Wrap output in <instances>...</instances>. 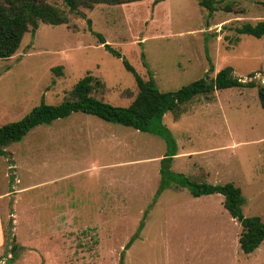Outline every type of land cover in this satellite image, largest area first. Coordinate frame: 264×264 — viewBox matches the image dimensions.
Returning <instances> with one entry per match:
<instances>
[{"label":"rangeland","instance_id":"rangeland-1","mask_svg":"<svg viewBox=\"0 0 264 264\" xmlns=\"http://www.w3.org/2000/svg\"><path fill=\"white\" fill-rule=\"evenodd\" d=\"M46 1L67 12L68 22L40 24L0 60V126L21 119L41 98L62 102L87 74L101 83L96 98L123 108L133 101V75L91 31L144 80L148 68L161 92L214 79L227 67L243 82L264 85V37L235 32L264 20V0H219L211 16L199 0L103 4L78 13L62 0ZM205 48L214 69L207 76ZM179 111L156 121L181 153L170 170L197 182L233 183L245 200L243 215L264 222V110L257 89L214 91ZM5 152L0 189L8 194L0 216L13 241L1 248L0 264H119L142 219L123 264H264V243L251 255L240 250L241 226L222 196L195 198L173 186L156 196L167 152L159 136L73 113L34 128Z\"/></svg>","mask_w":264,"mask_h":264},{"label":"trees","instance_id":"trees-1","mask_svg":"<svg viewBox=\"0 0 264 264\" xmlns=\"http://www.w3.org/2000/svg\"><path fill=\"white\" fill-rule=\"evenodd\" d=\"M69 13H78L80 8L91 10L97 5H124L143 0H62ZM164 0H156L155 3ZM219 0H199V5L211 16L218 10ZM230 11V7L226 8ZM68 22L67 12L50 5L46 0H0V60L8 59L14 55L26 33L34 35L40 24L51 26L64 25ZM90 24V21H88ZM91 31V29L89 30ZM237 35L251 36L257 39L264 37V20L254 24L244 23L235 28ZM96 36L98 43L103 45L104 50L113 57L121 59L125 70L134 77L138 92L133 101L125 108L116 107L94 96L97 87L101 83L90 74L79 79L68 96L58 104H47L41 98L39 104L33 107L21 119L9 122L0 126V156H5V148L20 141L31 130L41 125H50L59 119H65L73 113H83L100 119L103 122L120 125L134 129L135 131L149 133L161 137L167 143V152L160 160V184L156 196L170 187L187 189L190 194L197 198L218 194L223 197V206L228 214L240 226L241 232L238 238L239 248L244 254H251L259 248L264 241V222L258 216L246 217L243 215L242 207L244 197L241 189L233 183L209 184L191 180L183 174L173 173L170 170L173 157L177 154L174 149V140L160 123L167 113H176L180 106L190 102L196 97L213 94L216 90L230 88H256L257 98L260 107L264 110V85L254 81L243 82L240 78L230 74V68L220 70L214 79L207 77L197 79L189 84L170 92H161L157 88L152 73L147 68L148 79H142L122 56V54L107 44L101 34ZM238 39H236L237 41ZM206 58L209 62V69L206 74L213 72V65L205 48ZM146 66V64L144 63ZM60 68H56L59 73ZM177 118L181 115L179 111ZM151 206H149L150 208ZM146 211L145 214H147ZM144 226L142 219L135 234L124 248H130L138 238ZM5 243L12 240V227L9 225L7 232H4ZM12 246L11 249H14ZM124 251L121 253L119 264L124 263Z\"/></svg>","mask_w":264,"mask_h":264},{"label":"crops","instance_id":"crops-1","mask_svg":"<svg viewBox=\"0 0 264 264\" xmlns=\"http://www.w3.org/2000/svg\"><path fill=\"white\" fill-rule=\"evenodd\" d=\"M216 91H218V90H216ZM182 114V113H181ZM238 144H242V143H238ZM237 143H233L231 146H235V145H238ZM181 153L179 152V153H177L174 157H173V159L174 158H177V156L178 155H180ZM163 157H164V155H163ZM162 157V158H163ZM161 158V159H162ZM160 159V160H161ZM173 159H172V162H173ZM2 166V162H1V160H0V167ZM171 166H172V163H171ZM2 173H3V176L5 175V171H4V167L2 166ZM173 173H175V172H173ZM179 174H182V173H179ZM184 175V174H183ZM4 182H5V179H4ZM205 183V182H204ZM210 184V183H209ZM180 188V187H179ZM185 189V188H184ZM8 194V192H7V190H1L0 189V205H1V202H2V200L3 199H5V197H6V195ZM210 196V195H209ZM67 211H65V213H66ZM0 215H1V213H0ZM231 217V216H230ZM261 219V218H260ZM263 243H264V241L262 242V244L259 246L260 248L263 246ZM239 244V243H238ZM3 245H5V237H4V230H3V227H2V223H1V216H0V251H1V248L3 247ZM260 248H258L257 250H255V251H259L260 250ZM247 255H251V254H247ZM264 258V257H263ZM262 258V259H263ZM255 260H257V258H255ZM254 260V261H255Z\"/></svg>","mask_w":264,"mask_h":264},{"label":"water","instance_id":"water-1","mask_svg":"<svg viewBox=\"0 0 264 264\" xmlns=\"http://www.w3.org/2000/svg\"><path fill=\"white\" fill-rule=\"evenodd\" d=\"M254 76V75H253Z\"/></svg>","mask_w":264,"mask_h":264}]
</instances>
